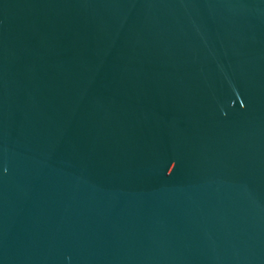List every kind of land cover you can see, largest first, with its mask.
Wrapping results in <instances>:
<instances>
[{
    "label": "water",
    "instance_id": "95a60500",
    "mask_svg": "<svg viewBox=\"0 0 264 264\" xmlns=\"http://www.w3.org/2000/svg\"><path fill=\"white\" fill-rule=\"evenodd\" d=\"M0 264H264V0H0Z\"/></svg>",
    "mask_w": 264,
    "mask_h": 264
}]
</instances>
